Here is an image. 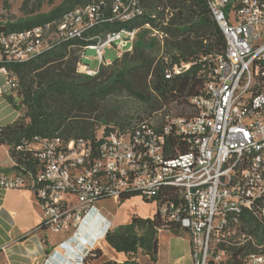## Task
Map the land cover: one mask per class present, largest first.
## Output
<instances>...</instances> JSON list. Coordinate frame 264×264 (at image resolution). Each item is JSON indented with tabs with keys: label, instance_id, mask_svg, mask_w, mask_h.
Here are the masks:
<instances>
[{
	"label": "built area",
	"instance_id": "obj_1",
	"mask_svg": "<svg viewBox=\"0 0 264 264\" xmlns=\"http://www.w3.org/2000/svg\"><path fill=\"white\" fill-rule=\"evenodd\" d=\"M205 1L226 50L224 56L211 58L214 69L202 94L190 99L195 114L166 117L161 128L146 123L105 137L101 130L95 141L36 138L26 149L33 152L41 170L28 179L0 172V189H29L24 182L30 181L29 190L43 211L41 225L52 232L71 228L75 233L98 200L119 202L122 196L137 193L156 206L162 220L188 232L193 264L227 262L231 245L226 236L235 232L242 213L254 212L264 202V0ZM144 14L139 0H113L108 9L101 3L90 4L64 13L55 22L0 32V64L25 62L61 42L83 40L89 44L82 47L76 71L94 77L101 67L113 65L105 59L107 49L116 59L132 52L140 29L89 33L102 24L128 22ZM144 28L162 44L167 38L149 24ZM87 49L94 52L91 60L96 69L83 62L88 59ZM191 65H175L166 78ZM0 73L4 76L0 97L13 94L18 102L17 77L3 66ZM15 113L17 120L22 113ZM171 136L182 138L188 151L180 153L176 146V156H170ZM170 190L177 197L172 198ZM247 264H264V253L248 255Z\"/></svg>",
	"mask_w": 264,
	"mask_h": 264
},
{
	"label": "trees",
	"instance_id": "obj_2",
	"mask_svg": "<svg viewBox=\"0 0 264 264\" xmlns=\"http://www.w3.org/2000/svg\"><path fill=\"white\" fill-rule=\"evenodd\" d=\"M139 1L145 10L142 17L102 24L89 33L140 29L132 52L115 59L110 67H101L94 77L76 71L82 47L89 44L83 40L61 42L25 62L0 64L18 79L14 91L18 102L14 101L13 94L5 98L22 113L14 123L0 126V146L8 148L14 163L10 174L23 179L36 177L42 165L33 152L26 149V145L36 138L59 139L64 143L95 141L100 130H103L104 137L114 131L126 133L151 123L154 117H157L156 126L161 128L166 117L188 118L195 114L190 99L202 94L206 78L214 69L211 58L224 56V36L205 0ZM100 3L108 9L113 0H62L48 13L18 22H0V32L31 29L58 21L64 13L76 7ZM146 24L167 35L163 44L151 37L150 31L144 28ZM181 62L192 65L187 71L171 73L167 79L166 75ZM123 99L135 107L126 108L121 102ZM181 140L170 137V156H176V146L180 153L188 151ZM18 147L21 149L17 150ZM169 193L172 198L177 197L174 190ZM135 196L138 194L122 196L119 203ZM263 210L264 202H260L254 212L239 216L235 233L251 240L243 245L228 246L230 258L224 264H247L248 255L264 253ZM161 230L174 236L189 235L179 225L162 220L156 211L152 218L133 216L129 224L107 231L105 241L117 253L129 257L141 252L155 262ZM101 256V249L95 248L82 264H94ZM100 264L117 263L106 261Z\"/></svg>",
	"mask_w": 264,
	"mask_h": 264
},
{
	"label": "crops",
	"instance_id": "obj_3",
	"mask_svg": "<svg viewBox=\"0 0 264 264\" xmlns=\"http://www.w3.org/2000/svg\"><path fill=\"white\" fill-rule=\"evenodd\" d=\"M3 82L4 76L0 73V88ZM15 121L14 108L0 97V126ZM1 148L6 152V159L0 162V172L10 174L14 163L8 148ZM155 212V205L149 207L136 196L122 203L115 199L98 200L94 209L84 217L77 233L71 228L52 232L41 225L43 211L31 190L0 189V264H70L69 261L82 264V254L95 248L101 249L102 256L94 264L106 261L121 263L126 260V255L111 249L105 241V234L129 224L133 216L147 219L152 218ZM183 236H176L175 242L185 245H181L179 251L178 247L171 245L166 254L180 253V261L188 258L193 264L189 235ZM163 254L158 244L157 258L152 264H156Z\"/></svg>",
	"mask_w": 264,
	"mask_h": 264
},
{
	"label": "rangeland",
	"instance_id": "obj_4",
	"mask_svg": "<svg viewBox=\"0 0 264 264\" xmlns=\"http://www.w3.org/2000/svg\"><path fill=\"white\" fill-rule=\"evenodd\" d=\"M62 0H54L53 3H50L49 0H7L4 3V0H0V21L2 23H12L18 22L21 19H31L35 17L37 14L48 13L55 5L59 4ZM94 56V52L91 50L85 51V57L88 58L87 60L83 61L84 64L88 65L91 69L97 68V63L93 62L91 58ZM105 59L114 61L116 59V55L113 50L107 49L105 51ZM123 106L126 108H134L135 105L130 102L129 100L123 99L122 101ZM157 117L152 118L151 123L154 125ZM101 131V130H100ZM100 135L101 132H98ZM64 148V147H61ZM6 159V152L4 149H0V162H4ZM25 187H29L31 189V182L26 180L24 182ZM71 202H75V198L73 196H68ZM139 197V196H136ZM141 199V197H139ZM112 198L102 199V201H111ZM145 202L144 200H142ZM146 203V202H145ZM147 206L153 207L152 203H146ZM65 206V205H64ZM176 236L169 234L167 231H161L158 234V242L161 250L163 251V256L159 257V260L156 264H192L191 261L187 258L185 261H180V253H171L166 254L168 249H170L171 245H175L177 250L179 251L181 242H175ZM183 237L186 238V235ZM190 238V236H189ZM250 240V239H249ZM226 241L229 245H238V244H245L246 239L243 235L237 236L236 233H231L229 236H226ZM112 262V261H111ZM117 264H152L149 258L145 257L141 252H138L134 256H126V260L117 263Z\"/></svg>",
	"mask_w": 264,
	"mask_h": 264
}]
</instances>
